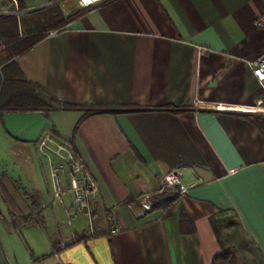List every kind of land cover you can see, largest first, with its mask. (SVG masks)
I'll use <instances>...</instances> for the list:
<instances>
[{
    "label": "crops",
    "instance_id": "0c3cea01",
    "mask_svg": "<svg viewBox=\"0 0 264 264\" xmlns=\"http://www.w3.org/2000/svg\"><path fill=\"white\" fill-rule=\"evenodd\" d=\"M16 1L18 20L48 6L68 17L79 3ZM81 9L15 57L18 70L61 104L138 111L0 113V264H211L224 249L229 264H264V135L253 123L264 121V91L247 65L264 54L253 24L264 0ZM50 131L98 186L96 237L84 214L66 219L70 197L62 207L51 197L37 151ZM169 172L187 193L166 191L176 192L167 202L158 180ZM233 226L253 249L223 236Z\"/></svg>",
    "mask_w": 264,
    "mask_h": 264
},
{
    "label": "trees",
    "instance_id": "16d2710c",
    "mask_svg": "<svg viewBox=\"0 0 264 264\" xmlns=\"http://www.w3.org/2000/svg\"><path fill=\"white\" fill-rule=\"evenodd\" d=\"M80 14L81 13L74 14V17ZM26 17H24V20L22 21L19 19L21 26L20 30H23L25 33V38L23 39H20L17 36V30H19L17 17L0 18V113L24 111L48 112L53 110L71 111L79 109L84 112L81 118L82 120L96 114L119 112L131 113L138 111L131 108L116 109L102 106H77L65 103L61 104L49 96L39 86L28 83L23 78L13 59L43 39L50 29H58L60 26L64 25L67 20L63 19L60 9L56 8H52L49 11L42 9L38 11L36 16H28L32 17L29 19H26ZM79 123L80 122L76 124L73 132L77 130ZM253 123L264 135V121L253 120ZM50 133L55 136V132L50 131ZM66 143L74 152L72 142L70 141ZM174 195H176V192H164L161 194V197L167 201L170 199V197L171 200L174 199ZM220 223L221 221L216 217H212L210 219V224L214 229V232L217 233V224ZM96 236L97 234L91 237ZM56 251L59 250L57 249ZM56 251L54 250V253L57 254ZM232 258V250L224 249L213 258L211 264H229Z\"/></svg>",
    "mask_w": 264,
    "mask_h": 264
},
{
    "label": "built area",
    "instance_id": "2783aa9c",
    "mask_svg": "<svg viewBox=\"0 0 264 264\" xmlns=\"http://www.w3.org/2000/svg\"><path fill=\"white\" fill-rule=\"evenodd\" d=\"M100 1L103 0H78L82 7H90ZM21 14L16 0H0V18H18ZM253 24L256 29L264 31V13L259 15ZM247 65L264 91V54L251 62H247ZM37 151L48 163V180L53 200L64 206L63 198L66 196L71 198L72 206L65 208L66 219L69 221L72 216L77 214H84L89 219H94L97 215L98 186L68 144L50 132H44L38 140ZM53 160H58V162L53 163ZM158 189L160 192L177 189L179 195L187 193V189L182 186L180 175L177 172H169L160 176ZM142 206L144 210L151 209V205L148 203H144ZM93 232L90 230L89 233L92 235ZM117 232L118 229H114V233Z\"/></svg>",
    "mask_w": 264,
    "mask_h": 264
},
{
    "label": "rangeland",
    "instance_id": "374dc122",
    "mask_svg": "<svg viewBox=\"0 0 264 264\" xmlns=\"http://www.w3.org/2000/svg\"><path fill=\"white\" fill-rule=\"evenodd\" d=\"M81 5L78 3V5L76 6V12L75 11H73L74 13L73 14H70L68 17H64L63 16V19H66L67 20V22L64 24V25H62V26H60L59 28H63L71 19H73V18H75L74 16V14H78V13H81V11H82V9H81ZM53 8V6H48V7H45V9L47 10V11H49V10H51ZM44 9V8H43ZM30 16H36V15H30ZM23 17H24V15H23ZM77 17V16H76ZM22 18V17H21ZM29 18H32V17H26V19H29ZM22 20H24V19H21V21ZM48 27V26H47ZM20 28H21V26H20V22H19V20H18V29L19 30H17V36H18V38H20V39H23V38H25V33L23 32V30H20ZM58 28V29H59ZM34 33H38V32H34ZM58 162V160H53V163H57ZM48 173H49V171H48ZM48 182V184H49V188H50V183H49V181H47ZM51 190V189H50ZM51 192V191H50ZM51 197L53 198V194H52V192H51ZM57 202V201H56ZM60 204V203H59ZM60 206H61V204H60ZM62 207V206H61ZM63 209V208H62ZM63 211H64V209H63ZM97 213V212H96ZM73 217V216H72ZM88 218V217H87ZM95 218L96 217H94V219H89L88 218V229H87V234L89 235V236H93V235H96L97 234V231H96V226H98L97 225V221H95ZM228 218H229V221H233V217L231 216V215H228ZM28 219H30L31 221L32 220H34V215H27V220ZM65 222H66V220H65ZM234 222V221H233ZM90 230H93L94 232H93V234L91 235L89 232H90ZM229 234H228V233ZM227 232H223V236H224V234L226 235L227 234V237H228V240L229 241H232V242H236V243H238L240 246H242V247H244V248H246V249H248L249 251L251 250V249H253L252 248V246H250V241L237 229V227H235V226H233V228H231V229H229ZM222 234V233H221ZM30 243V242H29ZM30 246H31V248L32 249H36V248H34V246H32L31 244H30ZM60 248H61V246H59ZM39 252L42 250V249H37Z\"/></svg>",
    "mask_w": 264,
    "mask_h": 264
}]
</instances>
